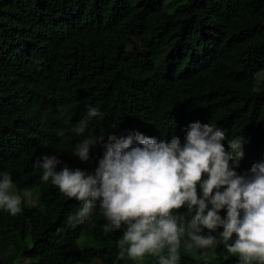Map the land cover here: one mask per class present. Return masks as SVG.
<instances>
[{"label": "trees", "instance_id": "obj_1", "mask_svg": "<svg viewBox=\"0 0 264 264\" xmlns=\"http://www.w3.org/2000/svg\"><path fill=\"white\" fill-rule=\"evenodd\" d=\"M257 30L264 31V0H0V173L12 176L18 193L34 191L38 205L24 201L16 216L0 209V264L129 260L118 258L122 230L104 233L99 204L83 224L69 223L81 204L42 182L37 166L56 155L94 174L103 147L83 163L71 155L80 138L57 130L65 127L61 109L69 126L89 105L99 109L97 92L119 103L117 138L139 132L183 144L191 123H211L229 151L230 141L241 140L244 157L232 162L239 175L264 163V82L258 87L253 62L264 42L247 39ZM86 135H96L90 123ZM80 239L97 246L81 247ZM191 251L181 247L180 264H239L223 244L214 260Z\"/></svg>", "mask_w": 264, "mask_h": 264}, {"label": "clouds", "instance_id": "obj_2", "mask_svg": "<svg viewBox=\"0 0 264 264\" xmlns=\"http://www.w3.org/2000/svg\"><path fill=\"white\" fill-rule=\"evenodd\" d=\"M101 116L89 105L85 116L69 126L61 109L65 127L57 130L60 138H80L71 155L83 163L93 147H103L94 174L73 170L56 155L37 161L42 182L50 181L81 204L69 223L83 224L99 204L104 233L122 230L118 258L135 264L146 256L157 257L159 264H180L182 246L207 250L217 244L239 264H264V163L239 175L232 162L244 157L240 139L229 142V151L224 131L200 122L188 126L183 144L178 137L158 142L139 132L126 138L109 135L107 141L103 134L86 135L89 123ZM24 196L30 198V192ZM23 202L12 176L0 173V209L16 216ZM185 207L186 214H178ZM224 209L226 217L220 215Z\"/></svg>", "mask_w": 264, "mask_h": 264}, {"label": "rangeland", "instance_id": "obj_3", "mask_svg": "<svg viewBox=\"0 0 264 264\" xmlns=\"http://www.w3.org/2000/svg\"><path fill=\"white\" fill-rule=\"evenodd\" d=\"M175 8V6L173 7ZM172 8V9H173ZM247 39L250 43H261L264 42V31L257 30L252 31L247 35ZM253 62L255 63L256 67L258 68L256 74V82L258 87L264 82V54L263 53H256ZM95 97L99 103V110L102 113L101 117L94 118L90 125L94 133L99 136L103 134L105 136V141H107V137L111 135L112 130L119 124L120 122V113H119V103L105 95L104 93L97 92L95 93ZM258 119L260 122L264 123V100L258 103ZM16 190V189H15ZM30 192V198L24 196L23 192L21 195L22 200L25 201L30 206H38L37 205V196L34 191L28 190ZM79 246H97L95 241L91 239L88 240L87 245L82 244V239L79 240ZM28 246L30 243L28 242ZM215 247L212 249H207L204 257L210 260H214L216 258ZM196 249H192V253L195 254ZM14 264H36L33 260L26 259L23 257H19ZM91 264H101L98 261H94ZM125 264H135V262L131 260H127ZM141 264H159L157 257L146 256Z\"/></svg>", "mask_w": 264, "mask_h": 264}]
</instances>
